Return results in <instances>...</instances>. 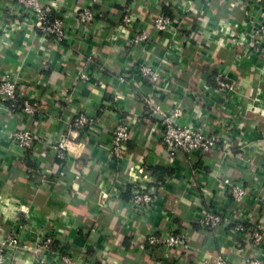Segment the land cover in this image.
<instances>
[{"label":"crops","instance_id":"0c3cea01","mask_svg":"<svg viewBox=\"0 0 264 264\" xmlns=\"http://www.w3.org/2000/svg\"><path fill=\"white\" fill-rule=\"evenodd\" d=\"M41 2L66 18L63 42L36 33L33 18L14 0H0V82L12 76L17 95L41 106L32 123L0 101V241L9 231L26 246L38 236L53 235L72 250L73 264L264 260V244L250 245L232 224L213 231L194 223L214 210L232 223L264 229V186L254 189L264 159V52L253 51V27L264 22V0ZM86 7L94 8L95 20L75 25L72 15ZM163 8L175 28L155 31L153 18ZM126 15L132 18L129 26L122 23ZM142 30L149 31L148 41L131 46ZM142 62L160 73L158 82L137 76ZM218 73L233 83V91L218 90ZM148 99L167 117L180 109L175 121L215 135L216 149L178 151L168 159L159 138L163 116L152 111ZM79 113L88 114L92 123L73 127ZM119 122L130 128L120 159L111 152ZM26 125L36 135V151L4 139ZM62 136L71 145L59 176L53 155L40 149ZM27 154L36 166L31 171ZM223 178L239 181L253 197L236 204ZM138 188L155 196L144 219L129 204ZM173 228L186 235L187 246L171 251L168 259L164 247L142 242L149 231L165 234ZM45 257L63 264L57 248ZM11 264L43 263L25 249L13 253Z\"/></svg>","mask_w":264,"mask_h":264},{"label":"built area","instance_id":"2783aa9c","mask_svg":"<svg viewBox=\"0 0 264 264\" xmlns=\"http://www.w3.org/2000/svg\"><path fill=\"white\" fill-rule=\"evenodd\" d=\"M17 5L22 8L29 17L33 18L32 28L36 33L50 39L55 44L63 42L67 37L68 30L66 24V18L56 12L50 5H45L41 0H14ZM247 18H252V15L246 14ZM73 23L75 25L88 26L96 18L94 8H79L72 15ZM174 20L164 15L163 13L157 14L152 21L151 27L155 31L165 32L174 29ZM132 22V18L128 15L123 16L122 23L125 26H129ZM254 42L253 51L255 53L264 52V22H259L253 27ZM149 31L142 30L133 35L130 40L131 46H137L148 41ZM138 72L142 79L148 83H156L160 80V73L153 69L146 62H142L138 65ZM82 80H87L86 75L80 76ZM215 83L218 90L223 92H231L234 90L233 83L228 82L224 75L218 73L215 76ZM17 80L10 75H6L0 82V101L14 100L19 98L21 100L20 110L17 113L21 118H27L32 123L35 122V118L41 112V106L38 101L24 99L17 95ZM70 100V99H68ZM147 104L151 107L155 113H161L158 106L152 104L148 99ZM7 110L9 107L5 105ZM11 111V110H10ZM181 115L180 109H175L170 117L162 114L163 119L160 127V143L164 148L168 159L172 160L178 151L185 152L187 154L196 151L209 152L216 149L217 141L215 135L204 134L202 131L194 128L191 124L183 123L179 124L175 121L177 117ZM93 119L85 113H79L74 119L72 126L75 128H83L92 123ZM32 126V125H31ZM5 141L28 151H36L37 138L33 132V129L29 126H21L14 131L5 134ZM130 140V128L129 125L124 122H119L112 133L111 138V152L118 159L122 158L123 151L126 143ZM70 141L62 136L59 140L49 143H42L40 150L51 153L54 157L55 164L60 167L61 171L58 175H63V167L65 166L68 153L70 149ZM252 158H248V161H252ZM261 179L254 186V189H259L264 186V159L261 167ZM141 172V171H140ZM222 184L226 187L229 195L236 204H240L245 200L253 197V192L248 191L239 181H233L230 178H223ZM252 193V194H251ZM102 197L107 198L106 194H102ZM154 193L142 188L134 189L131 192V198L129 201L131 211L142 217L143 219L149 216L152 211L154 203ZM194 223L207 230H217L221 227L233 225L234 232L244 233L247 236L249 244L252 246H260L264 244V229L258 227H248L242 221L232 223L229 217L222 212L207 210L200 216L195 218ZM53 237L51 235H41L36 237L30 245H23L15 231H9L4 239L0 241V264H11L13 253L19 250H28L39 262L43 264H52L46 260V254L52 250ZM142 242L148 246H162L166 249L163 254L164 259L170 258V252L178 249H183L187 246V237L184 233L180 232L178 228L170 229L165 234L149 231L143 236ZM57 251L60 256V260L63 264H73L72 250L65 249L66 242L58 241ZM62 252V253H61ZM183 264H191L189 260H185ZM215 264H228L224 260H218ZM244 264H264V260L259 256L248 257Z\"/></svg>","mask_w":264,"mask_h":264},{"label":"trees","instance_id":"16d2710c","mask_svg":"<svg viewBox=\"0 0 264 264\" xmlns=\"http://www.w3.org/2000/svg\"><path fill=\"white\" fill-rule=\"evenodd\" d=\"M162 12L164 13V15L169 16V17L172 18V16L167 12L166 8H163ZM135 72H136L137 76L141 78V76H140V74H139V72H138V69H136ZM138 77H137V78H138ZM141 80H142L143 82H145L144 79L141 78ZM3 103H4L7 107H9V109L11 110V112L18 113L19 110H20L21 100H20L18 97L15 98L14 100H5V101H3ZM29 156H30V155H29ZM29 156H28V154H27V164H28V167L30 168V171H31L32 169L36 168V166H35L34 162L29 158ZM126 188H127V189H126V192H127V193H130V192H129V191H130V186H128V187H126ZM126 192H125V193H126ZM125 193H124V195H125ZM129 200H130V197H129ZM51 236L53 237V240H54L53 245H52V250H54V249L57 248V245H58L59 243L56 241V238H54L53 235H51ZM65 249H68V248L66 247ZM61 253H62V252H61Z\"/></svg>","mask_w":264,"mask_h":264}]
</instances>
